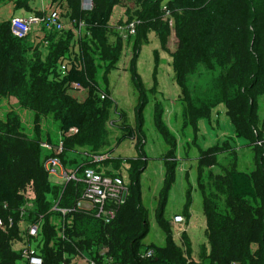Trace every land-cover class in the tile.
Here are the masks:
<instances>
[{
    "label": "trees",
    "instance_id": "16d2710c",
    "mask_svg": "<svg viewBox=\"0 0 264 264\" xmlns=\"http://www.w3.org/2000/svg\"><path fill=\"white\" fill-rule=\"evenodd\" d=\"M50 3L57 4L72 25L65 33H61L64 29L46 31L37 36L39 40H31L29 34L13 32L11 18H0V98L14 97L33 113L31 134L15 109L0 120V264H32L23 255L27 247L16 248L27 242L31 248L32 240L37 244L32 255L39 264H75L79 259H86L87 264H264V117L259 116V98L264 95V0H93L89 10L82 7V0ZM26 4L27 0L16 1L17 7ZM117 8L124 9L121 23L128 30L134 23L127 69L137 91V104L134 125H121V139H131L137 155L128 170L127 196L122 204L112 207L114 215L106 221L95 207L79 206L82 182L70 181L62 188L50 184L44 161L54 153L44 152L42 144L51 138L44 134L42 122L45 117L59 122L62 160L80 143L99 141L103 145L113 101L105 94L102 99L99 96L102 88L96 79L91 46L96 40L106 61L120 59L130 40L113 33L110 19ZM79 27L85 35L77 32ZM173 30L178 42L169 55L193 130L198 129L197 118L207 116L215 103L204 102L200 111L195 109L189 75L200 65L219 68L216 87L220 102L225 104L235 136L245 139L254 152L253 170H239L235 159L229 167H222V172L210 171L209 185L201 180L204 171L219 164L218 155L231 149V144L226 139L221 145L200 149L197 183L203 198L207 245L196 257L187 234H182V244L175 241L166 217L177 161H164L165 178L154 211L165 244L144 243L150 229L141 180L148 165L143 134L148 99L137 59L149 32H154L164 49ZM103 77L108 82L107 75ZM75 83L86 90L84 100L75 95ZM154 118L173 145L158 104ZM73 128L77 132L70 134ZM172 151L166 157L170 158ZM88 166L96 168L93 162ZM191 202L188 189L185 214ZM53 204L57 206L54 209ZM52 217L60 223L53 224ZM26 222L38 226L36 236L26 234Z\"/></svg>",
    "mask_w": 264,
    "mask_h": 264
},
{
    "label": "rangeland",
    "instance_id": "374dc122",
    "mask_svg": "<svg viewBox=\"0 0 264 264\" xmlns=\"http://www.w3.org/2000/svg\"><path fill=\"white\" fill-rule=\"evenodd\" d=\"M46 6L47 4L44 3V10L42 11L46 10ZM40 11L41 9L37 13ZM6 16L7 13H4V17ZM63 18L65 28L61 33H65L72 27L67 19ZM123 18L124 9L117 8L110 19V25L115 29L113 33L123 37L125 41L127 39L130 40L125 45L124 52L117 62H109L103 59L99 54L100 49L96 40H92L91 46V55L96 66V79L102 88L99 96L102 99L105 94L113 101V104L109 108L105 134L102 138L103 145H100L99 141L80 143L74 149L66 152L64 163L69 166H67L68 168L73 169L79 161L84 160L83 155L86 154L88 156L84 161L93 162L98 169L109 174H120L125 181H128V170L132 161L136 160L137 151L131 139H121L124 133L121 125L123 123L134 125L137 91L133 86L130 71L127 69L128 60L132 53L134 33H130L126 28L127 26L121 23ZM169 22L171 27H174V20L170 19ZM42 32L44 35L46 31L42 30ZM77 32L85 35L84 28L82 27H79ZM111 33L108 34L110 41ZM177 42L176 34L173 30L166 38V45L163 49L154 32H149L147 40L142 44L137 59L138 72L147 89L148 99L143 110L144 151L148 165L142 173L141 180L143 201L150 215V229L144 238V243L149 244L153 242L161 246L165 244V234L155 221L154 211L157 206L158 193L165 178L164 161H177L176 181L170 191L166 207V217L169 221L173 219L174 210L179 206L178 202L180 203L181 200L185 202L186 192L190 189L192 202L186 214H190L189 220L191 221H189L188 225V234L193 254L196 257L202 248L207 245L204 231L205 215L203 212V198L197 183V161L200 157V149L206 150L211 146L221 145L226 139L231 144V149L218 155L219 164L212 169L204 171L201 180L205 184H209L210 180L208 176L210 171L215 174L222 172L223 168L229 167L235 159L236 167L239 170H253L255 168L254 152L245 139L235 136L233 124L225 111V104L224 102H220V93L216 87V77L220 72L219 68L208 69L206 66L200 65L189 75L190 96L195 109L200 111L204 102L205 105L215 103L207 116H199L197 118L198 129L196 132L193 130L192 118L186 109L181 89L174 79L171 56L169 55V51L175 50ZM44 43V45H47V42ZM104 74L107 75L108 79L106 83L103 77ZM73 90L79 100L85 99L87 93L83 87L75 86ZM156 104H158L161 120L168 130L173 145L166 141L163 134L157 128L154 118ZM9 107L14 108L20 114L25 130L31 134L33 113L23 109L21 106L16 105L14 107L10 98L0 99V120L4 119V114ZM120 114L123 115V118ZM259 116L260 118L264 117V95L259 98ZM42 129L44 134L51 138L50 143L55 144L60 141L61 131L59 122L53 117H45L42 122ZM76 132L77 130L74 128L70 134ZM171 148H173L171 157H166L167 154H170L169 150ZM44 152L49 153L47 149H44ZM84 202H81V204H84ZM56 207L53 204V209ZM51 222L59 224L60 219L52 217ZM26 223H24L23 227L28 235L32 225L30 226ZM177 241H179L178 238ZM31 243L29 251L32 255L33 249L37 244L33 240ZM28 245V242L27 244H17L16 248H28Z\"/></svg>",
    "mask_w": 264,
    "mask_h": 264
},
{
    "label": "built area",
    "instance_id": "2783aa9c",
    "mask_svg": "<svg viewBox=\"0 0 264 264\" xmlns=\"http://www.w3.org/2000/svg\"><path fill=\"white\" fill-rule=\"evenodd\" d=\"M92 4L93 0H82V7L86 10L91 9ZM33 26H38L45 31H62L65 28V24L60 8L56 5L49 10L41 11V13L30 17H11V28L19 36L29 34ZM80 26H83V23ZM129 27L130 33H134V23H131ZM62 68L64 69V66ZM73 86L82 88L78 83ZM73 130L74 128L71 129V131ZM42 146L49 153H54L44 161V168L48 174L50 184L54 187L62 188L70 181L82 182L84 184L82 201H88L92 204L97 209V215L108 221L114 215L112 207L122 204L127 196L128 185L124 178L119 174L101 172L86 164H83L77 170L68 168L60 157L63 152L62 142L56 145L44 142ZM62 211L65 213L66 210L63 209ZM184 223V215L174 214L172 219L174 238L180 237L184 229H178L177 226H183ZM29 234L36 236L38 234V226L32 225ZM29 250L30 248L24 249L23 255L31 259L30 263L39 264L40 261L31 255Z\"/></svg>",
    "mask_w": 264,
    "mask_h": 264
},
{
    "label": "crops",
    "instance_id": "0c3cea01",
    "mask_svg": "<svg viewBox=\"0 0 264 264\" xmlns=\"http://www.w3.org/2000/svg\"><path fill=\"white\" fill-rule=\"evenodd\" d=\"M16 1L17 0H7V1H5V2H3V3L0 4V18H4V13H7V16L6 17H8V18H11L13 16H17V17H30V16H32L34 14H37V11H39L40 9H41V11L44 10V3L47 4L46 10H49V9H51V8H53V7H55L57 5V4H54L53 6H51L50 0H27V4L25 6H23V7H17L16 6ZM41 6H43V7L41 8ZM37 36H40V37L43 36L42 28L40 29V27H38V26H33L32 30L29 33V37H30L31 40H33V39L39 40L37 38ZM7 98H10L11 99L12 105L14 107L16 105L17 106H20L19 103H18V101H17V99H15L14 97H7ZM7 98H0V99H7ZM14 99H15V101H14ZM4 102H5V100H4ZM10 109H14V108L9 107L8 110H10ZM8 110L5 112L4 116L6 115V113L8 112ZM4 111H5V109H4ZM60 142H62L61 139H60V141L58 143H55L54 145L59 144ZM51 144H53V143H51ZM87 156H86V154L83 155L84 160H86V157ZM84 160L79 161L78 164L76 165V167L73 168V169L77 170L79 167L83 166V164H86L87 162H89V161H84ZM63 161H65V158L63 159ZM65 166L67 167L68 165L65 164ZM91 167H93V166H91ZM95 169H97V170H99L101 172H104L103 170L98 169L97 167ZM104 173H107V172H104ZM169 197H170V195H169ZM81 202H83V201H80L79 202V206L82 207V208H84V209H91V208L94 207L88 201H85L84 204H81ZM178 204H179V206H178L177 209L174 210V214H182V215H184V217H185V223H184L183 226H179L178 225L177 227H178V229H184V231L182 232V234L183 233L187 234V236L189 238L188 225H189V221H191V220H189L190 214L186 215L185 213H183V212H185L184 211V205H185L184 200H181V202L180 203L178 202ZM170 222H171V226H173L172 220H170ZM205 226H206V218H205ZM204 231H205V228H204ZM182 234L178 238L179 241H177V238H174L175 241L178 244H182V241H183L182 240ZM85 260L79 259L77 264H80V263L81 264H87V262Z\"/></svg>",
    "mask_w": 264,
    "mask_h": 264
}]
</instances>
